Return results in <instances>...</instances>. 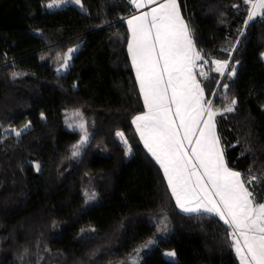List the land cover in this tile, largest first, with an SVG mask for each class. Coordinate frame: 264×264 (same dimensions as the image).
<instances>
[{
	"label": "trees",
	"instance_id": "16d2710c",
	"mask_svg": "<svg viewBox=\"0 0 264 264\" xmlns=\"http://www.w3.org/2000/svg\"><path fill=\"white\" fill-rule=\"evenodd\" d=\"M49 1L0 0V264H120L149 239L156 243L140 254V264H240L218 217L177 207L136 131L133 119L147 108L129 57L131 1L81 0L83 10L74 4L49 9ZM177 3L206 60L228 59L224 49L239 40L235 77L211 70L202 88L215 111L237 101L234 112L214 117L215 131L228 166L259 176L264 19L255 18L240 36L250 9L243 0ZM77 46L63 69L57 57ZM27 123L19 136L4 133ZM81 123L88 140L71 158L85 135ZM35 155L39 170L31 163ZM252 188L260 199L264 180ZM92 192L96 197L88 200ZM165 216L169 231L162 233ZM169 250L173 259L164 255Z\"/></svg>",
	"mask_w": 264,
	"mask_h": 264
},
{
	"label": "snow or ice",
	"instance_id": "6c2138e0",
	"mask_svg": "<svg viewBox=\"0 0 264 264\" xmlns=\"http://www.w3.org/2000/svg\"><path fill=\"white\" fill-rule=\"evenodd\" d=\"M69 3L83 10L81 0H50L46 7L59 8ZM131 3L140 8L156 3V0H131ZM243 4L250 5V9L239 32L240 36L255 18L264 19V0H243ZM233 7L239 8V5ZM127 22L132 31L129 52L148 109L146 113L135 116L133 123L148 152L163 169L177 207L189 215L196 213L218 217L227 226L225 240L235 251L240 264H264V195L258 199L259 194L252 188L254 182L259 184L264 180V173L257 176L249 169L245 175L230 168L220 137L214 131V117L223 112H234L237 101L233 98L221 112L213 111L212 102L203 99L204 89L193 75L195 62L203 58L202 50L196 49L190 26L181 16L177 0H162L150 12L133 16ZM238 43L239 40H236L230 48L224 49L228 52V59L212 61L216 65L215 71L227 80L236 75L235 65L239 61L232 63V52ZM78 47L69 48L63 57H57L63 69L70 67ZM18 75L13 73V78ZM222 87L227 89L229 84L224 83ZM172 104H175L176 110L169 116ZM206 104L208 107H205ZM205 114L207 120H202ZM74 115L82 117L83 114L76 110ZM176 117L179 118V124L176 123ZM201 122L203 128L199 129L198 138L193 141L192 137L197 136L196 129ZM65 123L69 128L73 127L67 119ZM79 127L84 129L85 135L72 146L71 158L80 155L81 145L88 140L84 123ZM15 134L19 136L21 132L16 131ZM116 135L127 145L122 132L118 131ZM185 141L188 145L194 143L195 147L187 149ZM131 151V147H127L125 155H131ZM39 167L37 164V170ZM85 195L88 200L96 197L95 192ZM168 223L165 216L159 221L162 227L158 231H169ZM155 243L154 239H149L136 250V255L120 264H139V252ZM164 255L174 258L176 253L168 251Z\"/></svg>",
	"mask_w": 264,
	"mask_h": 264
},
{
	"label": "rangeland",
	"instance_id": "374dc122",
	"mask_svg": "<svg viewBox=\"0 0 264 264\" xmlns=\"http://www.w3.org/2000/svg\"><path fill=\"white\" fill-rule=\"evenodd\" d=\"M50 2V1H49ZM49 2H46L45 3V6H46V4L47 3H49ZM69 4H72V3H69ZM64 5H67V4H64ZM64 5H61V6H64ZM74 5H76V4H74ZM60 6V7H61ZM78 6V5H77ZM80 7V6H79ZM53 8H57V7H53ZM50 9V8H49ZM262 57H264V54H262ZM203 59V60H202ZM201 60H197L196 62H195V68L193 69V75H194V77H195V79L200 83V86H201V88H202V81L203 80H205V79H207L208 77H209V74H210V72H211V70H215V68H216V65L214 64V63H212V61L210 62V61H208V60H206L205 58H202ZM203 61V62H202ZM199 62H202L203 63V66H202V63H200L199 64ZM204 74H206V75H204ZM165 80H167V75L165 74ZM168 95H169V97L171 96V89L169 88V90H168ZM203 99L205 100V101H210L209 99H207L206 98V96H205V94H204V92H203ZM205 107H208V105L206 104L205 105ZM171 109H172V111L169 113V116H172L174 113H175V104H172L171 105ZM213 109V108H212ZM148 111V109H146L144 112H142V113H139V114H137V115H140V114H143V113H146ZM213 111H215L214 109H213ZM136 115V116H137ZM176 119V123L177 124H179V118L178 117H176L175 118ZM202 120H207V114H205L203 117H202ZM27 125H30L29 123H27ZM25 126V125H24ZM24 126H22V127H20V128H16V127H14V126H10V127H8L5 131H4V133L5 134H12V135H15V136H17L15 133H16V131H20V132H22L24 129H26ZM134 126H135V128H136V125L134 124ZM200 128H203V123L201 122L200 123V125H199V128L198 129H196V131H197V136H194V137H192V139H193V141L196 139V138H198V134H199V129ZM137 131V130H136ZM181 131V133H183V129H181L180 130ZM214 131H215V128H214ZM137 133H138V135L140 136V133L137 131ZM215 133H216V131H215ZM141 138V137H140ZM141 141L143 142V144H144V141L141 139ZM185 143V146H186V148L187 149H189L190 150V148L191 147H195V144L193 143L192 145H188V142L187 141H185L184 142ZM145 146V145H144ZM126 147H128V144L126 145ZM146 148V147H145ZM147 149V148H146ZM151 154V153H150ZM155 159V158H154ZM193 160L195 159L194 157L192 158ZM156 160V159H155ZM31 163L34 165V167L36 168V165L37 164H40L41 163V157L40 156H38V155H35L34 156V158H32L31 159ZM159 164V163H158ZM162 169V168H161ZM36 170H37V168H36ZM162 171H163V169H162ZM164 174V173H163ZM166 179V178H165ZM166 182H167V180H166ZM170 190V189H169ZM170 193H171V191H170ZM174 198V197H173ZM174 200H175V198H174ZM179 208V207H178ZM180 209V208H179ZM148 240H146V241H144L143 243H141V244H139L137 247H136V249L135 250H137V249H139V248H141V246L143 245V244H145L146 242H147ZM145 249H147V248H145ZM145 249H142L140 252H139V264H140V254L145 250ZM169 251H172V250H169ZM166 252H168V251H166ZM165 252V253H166ZM134 255H136V251H135V253L132 255V256H134ZM166 256V255H165ZM167 257V256H166ZM167 258H169V257H167ZM169 259H173V258H169Z\"/></svg>",
	"mask_w": 264,
	"mask_h": 264
},
{
	"label": "crops",
	"instance_id": "0c3cea01",
	"mask_svg": "<svg viewBox=\"0 0 264 264\" xmlns=\"http://www.w3.org/2000/svg\"><path fill=\"white\" fill-rule=\"evenodd\" d=\"M131 1V0H130ZM159 2H162V0H156V3H152V4H146V5H143L142 7L140 8H136L134 4H132V7H133V12L131 14H129L127 17H126V22L129 20V19H132L133 16H141L143 13H146V12H150L151 9L155 8L157 6V4ZM181 14V13H180ZM182 16V15H181ZM128 24V22H127ZM128 28H129V32H130V41L129 43L132 41V31H131V28L129 27L128 25ZM157 48H158V45H157ZM129 57H130V61L132 63V66H133V62H132V55L131 53L129 52ZM162 63V62H161ZM133 69H134V73L136 75V70L133 66ZM136 78H137V75H136ZM138 80V79H137ZM138 84H139V89H140V83L138 81ZM140 92H141V89H140ZM141 96H142V99L144 101V96H143V93L141 92ZM145 104V103H144Z\"/></svg>",
	"mask_w": 264,
	"mask_h": 264
},
{
	"label": "built area",
	"instance_id": "2783aa9c",
	"mask_svg": "<svg viewBox=\"0 0 264 264\" xmlns=\"http://www.w3.org/2000/svg\"><path fill=\"white\" fill-rule=\"evenodd\" d=\"M202 60H203V59H202ZM202 62H203V61H202ZM202 62H199V64L202 63ZM202 66H203V63H202Z\"/></svg>",
	"mask_w": 264,
	"mask_h": 264
}]
</instances>
